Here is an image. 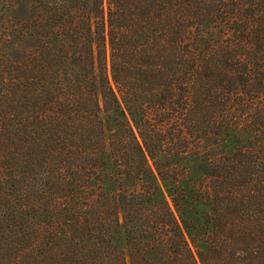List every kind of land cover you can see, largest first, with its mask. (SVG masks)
I'll return each instance as SVG.
<instances>
[{"label": "trees", "instance_id": "1", "mask_svg": "<svg viewBox=\"0 0 264 264\" xmlns=\"http://www.w3.org/2000/svg\"><path fill=\"white\" fill-rule=\"evenodd\" d=\"M0 264H264V0H0Z\"/></svg>", "mask_w": 264, "mask_h": 264}]
</instances>
